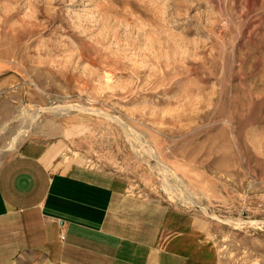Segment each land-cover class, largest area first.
Masks as SVG:
<instances>
[{
    "label": "rangeland",
    "instance_id": "obj_1",
    "mask_svg": "<svg viewBox=\"0 0 264 264\" xmlns=\"http://www.w3.org/2000/svg\"><path fill=\"white\" fill-rule=\"evenodd\" d=\"M69 102L113 118L45 111L2 150ZM62 134L67 161L209 219L219 264H264V225L225 220L264 222V0H0V165Z\"/></svg>",
    "mask_w": 264,
    "mask_h": 264
},
{
    "label": "crops",
    "instance_id": "obj_2",
    "mask_svg": "<svg viewBox=\"0 0 264 264\" xmlns=\"http://www.w3.org/2000/svg\"><path fill=\"white\" fill-rule=\"evenodd\" d=\"M65 136L30 137L0 165V264H219L209 219L67 161Z\"/></svg>",
    "mask_w": 264,
    "mask_h": 264
},
{
    "label": "bare ground",
    "instance_id": "obj_3",
    "mask_svg": "<svg viewBox=\"0 0 264 264\" xmlns=\"http://www.w3.org/2000/svg\"><path fill=\"white\" fill-rule=\"evenodd\" d=\"M74 110H77L79 113H82V114H85V113L89 112L91 114H95V115H99V116L102 115L104 117H106V116L107 117H112V115H110L106 111H102L101 109L94 108L92 106H87V105H85L83 103H71V102H69V103H66V104H62V103L59 104L58 103L56 105L52 104V105L44 106V107H41L39 110L35 109V116H33V118H32L33 121L25 123L24 125H22L21 129L17 130L14 133V135H13L12 139L10 140V142L2 150H13V149H15L17 147V144L30 131L31 126L33 125L34 121L36 120V117L39 116L42 112L46 111V112H51V113L56 114V115H68V114H71L72 111H74ZM82 116L85 117V115H82ZM72 119L76 120V118H72ZM60 126L64 127V125H61V124H60ZM124 126H125V128H128L127 124H125ZM144 149L146 150L145 152L148 153L149 157H152V158H154L157 161L156 165H159L157 168L160 169V171L164 172L165 174L171 175L172 177L176 176L177 172L174 171V169L172 167H170L168 164H166L160 158V155H159V153H157V150H153L149 145H146V146L144 145ZM152 167H153V165H152ZM175 179H176V177H175ZM164 183H165V181H164ZM165 186H167L166 187L167 189L171 190L170 186L168 184L167 185L165 184ZM225 220L231 222L234 225H241V224H247V225H258V224H261V225H264V222H261V221H243V220L242 221L241 220L238 221L236 218H226Z\"/></svg>",
    "mask_w": 264,
    "mask_h": 264
}]
</instances>
